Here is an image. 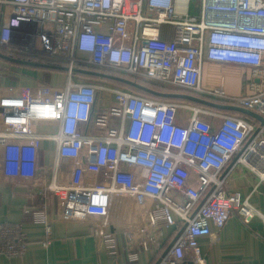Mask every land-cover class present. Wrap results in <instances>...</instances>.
<instances>
[{
  "label": "built area",
  "instance_id": "2783aa9c",
  "mask_svg": "<svg viewBox=\"0 0 264 264\" xmlns=\"http://www.w3.org/2000/svg\"><path fill=\"white\" fill-rule=\"evenodd\" d=\"M0 53L65 68L0 64L2 175L36 186L48 176L43 187L57 197L59 220H98L96 236L112 252L122 230L129 262L141 248L155 250L152 264H205L200 240L215 245L234 213L264 222L242 187L243 179L264 182L257 120L76 72L139 78L264 118V0H0ZM204 60L250 68L249 90L205 87ZM45 142L53 144L51 166L40 164ZM41 223L49 246L45 214ZM25 240L20 226L0 229L6 255H25Z\"/></svg>",
  "mask_w": 264,
  "mask_h": 264
},
{
  "label": "crops",
  "instance_id": "0c3cea01",
  "mask_svg": "<svg viewBox=\"0 0 264 264\" xmlns=\"http://www.w3.org/2000/svg\"><path fill=\"white\" fill-rule=\"evenodd\" d=\"M3 63L9 62L0 58V64ZM202 74L205 87L222 88L227 94L235 96L249 90L245 86V79L251 83L250 68L245 66L204 60ZM57 82H60L59 78L54 80V83ZM239 117L251 119L245 115ZM43 148L41 163L51 166L54 163L53 144L45 142ZM1 155L0 148V160ZM49 180L45 176L37 186L33 183L13 182L5 179L0 168V229L6 225L20 226L27 242L26 254L21 257H11L0 251V264H152L155 250L144 251L141 248L137 249L138 261L129 262L125 254L128 242L122 230L116 234L117 247L112 252L96 236L98 220H59L57 197L44 191L43 186ZM242 187L251 193L250 202L264 215V182L254 184L249 179H243ZM129 208L134 214L138 211L132 203ZM42 214L47 216L52 227V243L49 246H43L46 233L41 223ZM133 218L132 212L127 214V226L134 224ZM173 233L172 228L163 231L161 240L165 248L173 240ZM200 244L205 264H264V222L260 216H255L246 224L234 213L219 232L215 245H210L208 238H202Z\"/></svg>",
  "mask_w": 264,
  "mask_h": 264
},
{
  "label": "water",
  "instance_id": "95a60500",
  "mask_svg": "<svg viewBox=\"0 0 264 264\" xmlns=\"http://www.w3.org/2000/svg\"><path fill=\"white\" fill-rule=\"evenodd\" d=\"M0 58L6 60L8 62H12L14 64H18V65H22V66H28V67H34V68H44V69H51V70H61V71L65 70V68H60L57 66H51V65L35 63V62H31V61L9 58L2 53H0ZM76 72L86 74V75H91V76H97V77H100L101 79L117 81V82L126 84L130 87L145 91V92L150 93L152 95L161 96L163 98L183 100V101L191 102V103H194L196 105L207 107L209 109L217 110V111L237 112V113L243 114V115H245L251 119L257 120L261 125L264 126V118L263 117H261L260 115H258L255 112H252L250 110H246V109L239 107V106L222 104V103H218L215 101H211V100L201 98V97H197V96L187 94V93L162 94V93L156 92L154 90H151L142 84H138V83H135L129 79L118 77V76L102 74V73L92 72V71L77 70ZM183 264H193V263H183Z\"/></svg>",
  "mask_w": 264,
  "mask_h": 264
},
{
  "label": "trees",
  "instance_id": "16d2710c",
  "mask_svg": "<svg viewBox=\"0 0 264 264\" xmlns=\"http://www.w3.org/2000/svg\"><path fill=\"white\" fill-rule=\"evenodd\" d=\"M77 75L82 76V77H86V78H90V79H94L96 81L102 80V81H107L109 83L111 82V83H113L114 85H116L118 87H121L123 89H127V90H129V91H131V92H133V93H135L137 95H140V96L155 98V99L162 100V101H183V100L163 98L161 96H155V95H152V94L147 93L145 91H142V90H139V89L130 87V86L126 85V84H123V83H120V82H117V81H111V80H107V79H101L100 77H97V76H91V75H86V74H81V73H77ZM113 75L119 76V77H122V78L129 79V80H131V81H133L135 83H138V84H142V85L146 86L147 88H149L151 90H154L156 92L162 93V94H170V93H187L188 94V92H185V91H182V90L161 87V86H158L156 84H153V83H150V82H146L144 80H141L139 78H133V77H130V76H124V75H118V74H113ZM185 102H187V101H185ZM189 103H191V102H189ZM192 104H194V103H192ZM205 108H207V107H205ZM220 112H225V111H220ZM225 113H229L231 115H236V116L243 115V114H240V113H237V112H225Z\"/></svg>",
  "mask_w": 264,
  "mask_h": 264
},
{
  "label": "rangeland",
  "instance_id": "374dc122",
  "mask_svg": "<svg viewBox=\"0 0 264 264\" xmlns=\"http://www.w3.org/2000/svg\"><path fill=\"white\" fill-rule=\"evenodd\" d=\"M195 3H196V1L193 2V4H192L193 7L195 6ZM47 76H48L49 78L51 77L49 74H47ZM45 78H46V77H45ZM51 79H52V78H51ZM102 82H104V84H112V85H113V83H111V82H110V83L107 82V81H102ZM102 82L99 81V83H101V84H102ZM244 83H245L246 88H248L250 82H249L248 80L245 79ZM104 84H103V85H104ZM178 90H182V89H178ZM182 91H185V90H182ZM185 92H186V91H185ZM42 152H44V151H42ZM42 163H43V165L45 164L44 162H42ZM42 163H41V160H40V164H42Z\"/></svg>",
  "mask_w": 264,
  "mask_h": 264
},
{
  "label": "bare ground",
  "instance_id": "6f19581e",
  "mask_svg": "<svg viewBox=\"0 0 264 264\" xmlns=\"http://www.w3.org/2000/svg\"><path fill=\"white\" fill-rule=\"evenodd\" d=\"M19 60H22V59H19Z\"/></svg>",
  "mask_w": 264,
  "mask_h": 264
}]
</instances>
